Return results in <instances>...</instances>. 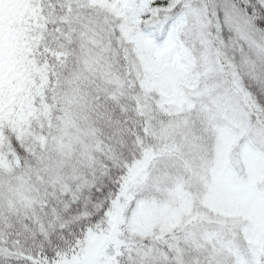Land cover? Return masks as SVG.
I'll return each mask as SVG.
<instances>
[{"label": "snow or ice", "instance_id": "6c2138e0", "mask_svg": "<svg viewBox=\"0 0 264 264\" xmlns=\"http://www.w3.org/2000/svg\"><path fill=\"white\" fill-rule=\"evenodd\" d=\"M0 264H264V0H0Z\"/></svg>", "mask_w": 264, "mask_h": 264}]
</instances>
